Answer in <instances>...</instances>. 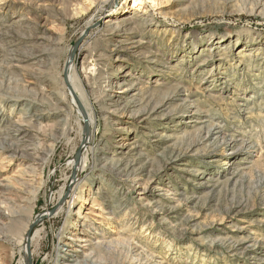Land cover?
I'll return each instance as SVG.
<instances>
[{"label": "rangeland", "instance_id": "rangeland-1", "mask_svg": "<svg viewBox=\"0 0 264 264\" xmlns=\"http://www.w3.org/2000/svg\"><path fill=\"white\" fill-rule=\"evenodd\" d=\"M125 2L0 0V99L3 102L24 96L19 111L30 104V112L39 115L44 125V132L39 134L42 146L38 144V160L43 162L38 178L42 185L36 205L31 202L32 195L24 192L22 196L29 202L25 198L22 209L6 222L0 235V252L8 257L5 264H56L57 257L65 253L59 252L58 246L69 243L66 238L71 237L76 212L81 207L82 200L71 212L66 206L54 218L64 201L62 196L70 192L77 175L72 163L79 159L84 143L82 118L67 89L65 64L71 56L75 59L74 75L97 117L92 147L107 152L126 126L140 144L130 150V160L139 164L137 168L145 169L148 179H157L158 188L175 185L182 194L169 202L171 196L165 197L154 188L148 199L160 200L164 207L172 203L180 209L166 208L160 216L131 204L130 214L120 224L110 221L103 228L104 234L115 227L118 233L130 235L134 246L151 255L147 264H264V0H146L144 12L130 10L120 18L146 14L141 18L146 26L138 20L140 27L135 36L146 41L148 50L144 53L151 54H130L120 73L121 63L110 52V40L115 41L117 36H107L103 25L93 29ZM225 35L238 36V41L212 44ZM30 36L41 40L32 44ZM243 45L249 47L240 53ZM28 54L37 59L25 62ZM13 55L24 56L21 69L9 66ZM89 56L98 61L99 74L87 84L82 67L90 61ZM161 58L169 68L154 64ZM131 67L139 69L138 76L142 75L144 95L149 91L157 102L164 97L170 100L144 123L123 114L114 117L119 120V129L109 137L112 119L105 106L108 97L117 96L120 90L107 85L118 81L117 77L120 79ZM155 81L161 85L155 87ZM184 98H189L188 103L197 102L201 114L190 115ZM2 110L0 107V128L7 131L11 110ZM204 117L228 132L240 127L253 138L254 145L231 156L221 147V139L205 138L211 123L198 124ZM45 136L52 139L54 150L47 148ZM106 141L109 144L104 147ZM174 154L180 157L170 162ZM97 165L91 159L81 175L93 186L91 196L100 186L95 177L101 170ZM188 168H192L191 174L185 172ZM199 173L202 176L196 177ZM199 182L208 185L200 188ZM26 190L33 191L30 187ZM124 190L119 188L117 203L127 194ZM135 197L131 190L130 201ZM14 200L21 208L18 205L23 199L15 196ZM89 202L84 206V215L99 227L101 212ZM47 213L50 217L42 216ZM78 228L83 229L80 224ZM97 233L101 238L103 233ZM26 236H35L32 255L25 252ZM119 236L114 234L115 238ZM256 237L258 245L249 248ZM81 245L78 243L76 249L80 250ZM116 250L118 258L122 257L123 247L116 246Z\"/></svg>", "mask_w": 264, "mask_h": 264}, {"label": "bare ground", "instance_id": "bare-ground-1", "mask_svg": "<svg viewBox=\"0 0 264 264\" xmlns=\"http://www.w3.org/2000/svg\"><path fill=\"white\" fill-rule=\"evenodd\" d=\"M145 1L146 0H126V2L121 5V7L112 10L107 15L108 19L103 24L99 25L96 23L97 27L93 29V31H96L100 29L103 25L105 26L104 28L107 36H117V39L115 41L110 40V52L116 56L117 62L121 63V65L119 66L120 73H122V65L129 60L130 54L140 55L142 53H150V51L144 53V51L148 50L145 48L146 41H144L143 38H138L135 36L137 34V28L139 26L137 24L138 20L142 22L141 24L146 26V24H144L145 21L141 19L143 16H146V14H143L139 17L136 16L126 19L120 18L126 16V14L130 10L144 12V5L148 2L147 1L145 3ZM76 12H78V10ZM98 12L101 13L103 12V10H98ZM89 35L90 33L86 34L87 37H89ZM30 37H32V44L37 43L39 40H41V38L38 36ZM217 40L218 41H215V43L212 44L222 46L227 43H231V41L234 40L238 41V36L225 35L220 36ZM248 47V45L241 46L240 53L246 51V48ZM0 57L2 56L0 55ZM23 58H19L17 55H13L12 58L8 60V62L10 63L9 66L21 69V66L23 67V65H21L23 62H21V60H23ZM25 58V62H28L36 60L37 56L29 55L25 56ZM1 59L0 64L2 63ZM94 59L95 57L89 56L90 61L84 62L82 67V72L85 75L84 79L87 81V84H89V81H91L92 79L94 80L96 74H99L97 72L98 61ZM13 62H17V64L14 65L12 64ZM154 64L157 66L163 64L165 65V68H169L166 67L167 65L164 64L162 58L160 60H156V63L154 62ZM1 67L3 66L1 65ZM75 68V59L73 56H71L65 64V75L67 74L68 87L66 88L69 91L68 94H71L70 97L72 96V104L74 106V109H77L78 113L82 118V129H85V132L82 134L84 143L79 154V159L76 162L74 161V163H72L73 166L76 168L77 175L74 180H72V184L70 183V192L66 196H62L61 199L64 201L59 206L60 208L54 218L59 216L66 206H68L69 212H71L73 206L76 205L78 201L82 200V203L81 207L76 212V219L74 220L73 225L74 227L71 228L70 231L71 237L66 238V241H69V243H61L58 246L59 252L65 253L64 255H59V257H57L56 264H147L151 255L146 253L145 250L141 249L140 251L137 246H134L133 239L130 237V235L118 233L116 231L117 228L115 227L111 228L109 234L106 235L104 234L103 228L108 227V225H110V221H117V223L120 224L122 222L121 220L125 219V216L130 214L131 204H135L145 210H148L154 215L160 216L164 214L166 208H168L170 211H177L180 209H178L177 206L172 205V203L169 207H164L159 202L160 200L154 201V199H148L150 196V192H153L154 188H156L155 191H162L165 197L171 196L173 199H169V202L176 201V197L179 196L181 193L175 185L166 186L162 189L158 188V184L156 181L157 179H148L145 169L137 168L136 166L138 163H136L134 159L130 160V150L138 148L140 144L136 139L132 138V136L130 135L131 130L126 126L120 129L121 134L119 139H117L115 143L112 141L113 146L109 147L107 149V152H105L103 148L100 149V147H98L99 149H95L94 147H92V142L95 137L94 128L97 124V117L95 111H93V108H91L86 101V96L83 92L84 90L82 89V87H80L79 84L80 80H78L76 75H74L76 74ZM131 68L133 70L130 69L126 71V73L121 76L120 79L118 76V81H111L107 85L109 89L117 88L120 90L118 91L117 96L111 95L108 97L109 101L108 104L105 106V111L108 117L112 119V129L109 137L119 129L117 128L119 126V120L114 119V117L118 116L119 114H123L131 117L135 121H140L141 123H144L148 121L153 116V114L157 113L160 108L167 105L168 101L170 100L168 97H164L162 101L157 102L152 96L153 94L149 91H146L147 94L144 95V83L142 81V78H140L142 77V75L138 76L139 69L135 67ZM156 76L160 77L162 75L157 74ZM211 76L212 75H210V77ZM154 84L155 87L161 85L159 82L156 81L154 82ZM100 86L102 88L106 87V85L104 86V84H101ZM22 97L24 96H16L14 97L15 100L8 99L4 100L5 102H2V99H0V107L1 109H3L2 111L5 112L6 108H8V110H11V114L9 115V117L12 119L10 121V128L7 131H4L2 130L3 128H0V235H2V232H4L7 225L6 222L11 219V216H15L16 214H18V210L22 209L23 204L25 203L24 199L26 198L22 196L24 192H27V194L30 193L32 195L31 202L32 204L36 205L37 195L40 191L41 180L39 179L40 177L38 178V174H41L43 171V162L41 160H38V150L40 149L39 145L42 142L41 140H39L41 139L42 135L40 136L39 134L44 132V125L42 124V120L39 115L30 112L33 108V106H31L30 104L25 107V110L22 109L21 111H19L18 108L21 104V99H23ZM184 99L185 103L183 104H185V110H187L188 113H191L190 115L196 116L201 114V110L198 107L197 102L194 101L192 103H188L187 100L189 98ZM6 102L10 104H6ZM239 106L248 107L246 106V104H240ZM210 121L211 120L209 119V117H204L198 120V124H200V122L206 124ZM210 123L211 124H209L210 127L208 128V132L205 138L207 137L208 139H211L214 136V139H221V147L224 148V151L229 152L231 156L232 154H237L238 152L244 151V149H247V147H249L250 145H254V140H252L253 138H249V136L240 127L236 128L233 131L231 130V132H228L227 129H224V127L221 126V124H213L212 122ZM48 138L49 137L46 138L45 142L47 148L52 151L54 150V144L52 143L53 141L51 142L52 139ZM108 141H106L104 147L108 146ZM179 157L180 154H174L169 159V161L175 162L178 160ZM91 159L93 160L94 164H98L97 166H100L99 168L101 169L99 173L95 175V177H98V180H100V186L98 187L95 196H91L93 186H89V184L86 182V179L81 177L83 172L88 169L89 162ZM185 172L191 174L192 168L185 169ZM200 176H202V173L196 174V177ZM36 178L39 179V182L36 180ZM104 182H107L108 184H106L107 186L105 187ZM207 185L208 184L206 182H199L197 186L203 188ZM26 187H30L31 189H33V191L26 190ZM119 188H122V191L124 189H127V194L122 199H120L121 202L117 203V200L119 198ZM131 190L135 191L136 197L134 200L131 199L130 201ZM15 196L23 199V201L20 202L18 205H22L21 208H17L16 202L14 200ZM25 200L26 203L29 202V199L26 198ZM89 200V203L92 205L91 207H97L98 209H96L101 212L102 220L98 224L99 227L95 226L92 222L89 221L87 214L84 215V206L88 204ZM110 200L112 201L111 203L108 202ZM124 209L127 210L122 213ZM42 216L46 218L50 217V214L47 213ZM153 219H155V216H153ZM79 224L83 229L79 230ZM90 229H93V234H90ZM99 231L103 233L101 235V238L98 237L97 232ZM64 232L65 230L63 228L61 233L64 234ZM114 234H120L121 237L119 236V238H115ZM37 235L38 233H36L35 236ZM35 236L33 238L30 237L29 239L28 236H26V254L29 252L32 255L30 248ZM119 241L120 243H118ZM78 243H82L81 247H79L80 250H78V248L76 249V245ZM257 245L258 239L256 237L254 240V244L249 246V248H256ZM116 246L123 247V254L120 258H118V255H116V251L118 250H116ZM6 260H8L7 253L0 252V264H5Z\"/></svg>", "mask_w": 264, "mask_h": 264}, {"label": "water", "instance_id": "water-1", "mask_svg": "<svg viewBox=\"0 0 264 264\" xmlns=\"http://www.w3.org/2000/svg\"><path fill=\"white\" fill-rule=\"evenodd\" d=\"M77 158H78V155H77ZM32 229H33V227H31V230H30V235H31Z\"/></svg>", "mask_w": 264, "mask_h": 264}]
</instances>
